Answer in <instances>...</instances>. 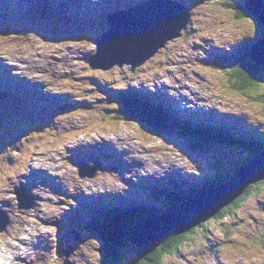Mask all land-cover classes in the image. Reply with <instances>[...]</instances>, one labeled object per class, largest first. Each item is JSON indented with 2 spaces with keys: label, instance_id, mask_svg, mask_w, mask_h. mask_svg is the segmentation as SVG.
Listing matches in <instances>:
<instances>
[{
  "label": "rangeland",
  "instance_id": "rangeland-1",
  "mask_svg": "<svg viewBox=\"0 0 264 264\" xmlns=\"http://www.w3.org/2000/svg\"><path fill=\"white\" fill-rule=\"evenodd\" d=\"M96 1L69 0L72 5L86 8L94 7ZM192 1L189 4L190 7L185 2L191 15V20L189 19L184 29L185 31L183 30L181 35L174 39L175 41L168 42L165 48L161 49L158 54L150 59L151 61H147L133 72L126 65L123 67L115 65L108 70L91 69L87 60L89 55L84 62L75 57V51L83 52L86 46L89 48L87 49L88 51H91L92 47L96 49L94 36L102 32V22L98 20L101 15L99 12L91 10L93 11L92 16L87 14L82 17L80 22L68 20L70 24L63 19L55 27L47 24L34 27L27 23L34 19L33 12H31L23 16L27 26L26 29L21 30L23 26L21 23L3 25L0 31V54L2 57H7L16 62H22L18 59L19 57L27 58V60L24 59V65L27 64L25 68H27L26 72L29 75V79H33V75H36L33 66L37 62L39 67L46 66L49 59L48 53L50 52L57 58L55 59L57 64L52 72L47 71L45 67L40 68L41 74L39 76L51 86L47 85L45 88L56 86L49 79V76H54L59 77L63 84V89L58 90L59 92L67 91L68 93L74 92L77 94L75 100H70L77 107L68 104L64 106L66 108L62 113H58L56 109L48 106L51 109L49 113H42V109H40L38 114L34 115L29 110L31 101L25 100L24 104L17 109L12 108V106L18 107L20 105L17 99L10 106L0 102V167L8 172L6 177L4 176L3 182H10L12 179L19 182L22 179L31 178L30 175L27 177L26 174H23L24 171L30 170L32 172V168L42 162L45 157L47 158L43 163L52 165L53 160L50 157L52 156L54 143L57 144L56 148L63 147L61 149L62 153L70 159L76 151L83 148L81 141L84 138L96 140L97 135L101 133V135L105 133L107 138L112 141H107L106 144H116L112 146L115 147L113 149H110L106 144L100 149H96L95 161L100 162L103 165V169L96 170V178L88 180L86 179L88 177L87 174H81L82 170L79 169L78 165L76 166V163L78 164L83 159L72 160L68 165L65 163L68 167L73 166L76 168L68 169L74 174L70 175L73 177L72 181L68 182L69 179H67L63 186L66 188L65 192L72 191L73 180L75 181V190H78L81 184H84L89 189L101 184L107 186L113 181L115 182L111 187L113 191L117 192L122 189L125 192L123 197L130 199L122 197L123 199L120 200H112L113 196H109L105 204L124 201L129 203L130 207H133L140 200L142 203L158 207L159 203L149 199L147 193L149 189H152L151 187L160 186L161 182L166 178L175 182L190 179L191 176L199 177L201 174L199 170H203L210 163L219 166L220 169L236 167L238 164L239 167L245 165L251 159V156H249L250 151L244 147L236 145H225L223 147L206 143L203 144L206 148L196 151L191 148L192 141L188 138H180L175 134L158 135L151 131L150 128L145 127L142 122L129 119H124L125 121L120 122L114 119L115 116L120 115L116 103V98L119 99L117 94L119 88L117 86L133 85L136 90L139 87L143 90L152 91L158 103L169 104L174 112L180 115L187 114L191 116L193 113L207 115L211 110L239 114L242 120L237 122L238 125H246L247 130H253V125H255V128L263 133L257 135L264 138L263 107L259 101L253 99L256 96V92H251L252 101H250V95L240 94L236 90L230 89L231 84L228 83L215 63L209 59L208 52L211 49L215 51L221 47L231 46L233 43L247 37H254L258 31H261V26L257 24L256 17L249 9L247 11L250 13H246L247 16L244 18L239 19L236 17V10H238L236 4L243 6L245 4L244 0L242 2L238 0ZM232 8H235V10ZM82 11L80 9L77 12L85 13ZM17 25H21L19 30L16 29ZM14 28L18 30V33H16ZM60 28L63 31L60 32ZM17 34H19L17 38L11 36ZM259 35L258 33L256 36ZM73 46L75 51L69 53V50H73ZM54 49L57 50L56 55L53 52ZM114 49L118 50L119 44ZM262 51H264V47H260L258 53ZM121 54H124V52ZM59 62L62 63L63 67ZM19 67L22 71L25 70L23 65H19ZM78 68L83 69L81 72L82 78L90 79L87 84H82V88L78 87L77 83L66 81L63 75V71L68 70L77 72L79 76ZM18 69L16 70L19 71L20 69ZM16 70L10 69L12 73H16ZM20 73L18 75L20 76V82H22V78H26V76ZM131 74L133 75L131 76ZM130 81L132 84H129ZM113 85H115V88L109 87ZM77 88L80 90L79 94ZM55 90H57V87H55ZM263 90L264 85L260 91ZM7 93L8 91L0 89L1 95ZM31 98L34 102V107L39 108V100L36 99V96H31ZM85 103H93V105L89 106L86 104L85 106ZM81 104L84 107L79 108ZM147 107L156 115H161L156 108L154 110L152 107ZM6 108L8 109L3 110ZM103 111H106L107 115H104ZM103 115L105 116V122L100 123L99 119ZM50 118H55L56 125L55 123L52 125L47 124V120ZM258 121L260 123L257 124ZM83 123L88 124L86 128H83ZM70 129L72 133L64 138L65 132L62 130L69 131ZM5 137H8L9 140H20L23 144L22 151L24 153L17 150L21 148V145L17 142L15 144L16 147H13L16 150H13L10 145H4L3 140ZM74 139L76 140L74 141ZM28 145H33L34 148L28 150ZM70 146L73 147L72 151ZM20 152L22 153L21 157L19 155ZM115 152L120 156V159L117 158ZM6 153L7 156L1 159ZM38 153H40L39 157H43V159L32 158L30 160L31 165H29L28 158L32 155H38ZM142 154H144V158L141 157ZM122 157L126 164L122 163ZM5 160H7L8 164ZM54 162L58 164L54 166L56 170L65 167L61 165L62 162L58 159ZM89 163L94 164V161H89ZM211 170L216 173V176L220 174L218 168L217 170L213 168ZM234 170L233 168L228 169L227 173L221 177L231 175L230 173ZM10 172L13 174L10 175ZM187 173L191 174L187 175ZM131 175L137 176L130 179L132 185L130 189L138 187L134 195L133 192L126 189L128 185L126 177ZM151 175H154V177H151ZM0 177H2L1 171ZM249 188L245 196V202L241 207L234 211L228 210L218 220L208 219L205 221L207 224L204 228H200L199 225L194 226L190 233H186L187 239L181 244L179 253L166 256L164 264H194L195 261V264H203L201 260L205 262L204 264H213L209 255L210 252H214L218 257L224 259L225 264H264V232L263 234L261 233L264 230V180L253 184ZM30 192L35 195L33 190H30ZM82 193L84 191L78 194ZM103 195L107 197V194ZM184 195H188V192L185 191ZM12 196L15 197L16 195L13 194ZM56 196L64 200V203L60 204L64 206L62 212H74V218L77 222L90 217L91 213L89 210L95 208L105 198L98 196L86 200L83 197L84 200L75 201L72 199L71 201L70 198L60 193L56 194ZM116 196L118 197V195ZM178 196L182 197L183 194L180 193ZM187 200L181 199L177 200V202L172 200L169 204L177 207L182 204L179 201L185 202ZM76 202L80 207L76 205ZM15 204L17 205L16 202ZM9 205L10 202L3 204L0 201V207L6 208L5 206H7L8 209ZM84 206L87 207L82 209ZM71 207L73 208L71 209ZM9 218L11 224L9 226L7 224L5 231L9 230L10 226L17 222H19L18 226L26 223L21 218H14L10 215ZM40 223L39 219L33 220L31 222L32 229L36 228ZM43 225V230L48 232L49 227L55 238L58 229L57 224L54 223L52 225L50 221L46 224V227ZM73 228V225H71L64 244V248L67 246L74 248L70 255V260L73 264H93L96 261L98 262L100 258L98 254L100 247L98 246V238L79 230L74 231ZM2 234L0 233V235ZM189 234L193 238L189 239ZM74 238L78 239L76 240L77 242H74ZM5 239L0 237L1 248L5 244ZM134 248L138 249L139 247H134L132 244L126 247L127 252L122 260L123 263H127L135 255ZM200 249L202 252L198 251ZM49 252L48 259L46 255L41 264H59L62 259H67V257L64 259L63 256L60 257L58 255L56 245L53 248L50 246ZM10 255L12 256L11 253ZM180 255L184 258L183 260L181 257H177Z\"/></svg>",
  "mask_w": 264,
  "mask_h": 264
},
{
  "label": "water",
  "instance_id": "water-1",
  "mask_svg": "<svg viewBox=\"0 0 264 264\" xmlns=\"http://www.w3.org/2000/svg\"><path fill=\"white\" fill-rule=\"evenodd\" d=\"M128 12V9L120 10L116 13L115 18L108 19L109 29L96 39L97 50L88 59L92 69L108 70L115 65L121 67L124 64H130L131 69H134L154 56L169 40L179 37L180 32L186 28L189 22L186 9L182 6H165L158 3V5L144 10L138 9L130 16H128ZM260 18L264 22L263 17L260 16ZM118 44L119 49L115 50L114 47ZM257 44L250 51L255 50L252 57L264 70V51L258 53L260 47H264V37H262V41H257ZM122 52L124 54H121ZM136 111L132 110L130 106H126L125 112L130 117L138 118L157 127H167L163 121L153 119L152 114H144L139 108ZM263 178L264 158H254L231 177L226 183L227 187L216 186L206 192V194L210 193L209 195L199 196L190 202L187 200V203L175 207L172 217L165 216V220L160 218L156 224L152 225L150 233L146 227L138 228L132 234H130L132 231H129V240L134 243L130 244L136 247L137 242L141 246H146L160 239L170 228L176 233L189 231L194 226L213 217L219 210L241 196L249 184H254ZM216 189L218 191L215 192ZM200 197L204 198L200 199ZM207 200L209 201L207 202ZM149 222L151 221H147V223ZM145 223L142 221L139 224L144 226ZM151 234L153 235L151 236Z\"/></svg>",
  "mask_w": 264,
  "mask_h": 264
},
{
  "label": "trees",
  "instance_id": "trees-1",
  "mask_svg": "<svg viewBox=\"0 0 264 264\" xmlns=\"http://www.w3.org/2000/svg\"><path fill=\"white\" fill-rule=\"evenodd\" d=\"M112 2L114 3V0ZM113 3L111 4L112 7L116 5ZM120 6L121 5H119L118 7ZM245 12H247L246 9L242 11L236 10V17H245ZM256 22L259 26H261V31H258V33L260 34L259 36H255L249 39V41L251 42H253L254 39L258 40L261 38V36H264V25L258 18ZM228 49L230 48H227V50ZM232 51L233 49L221 53H211L210 57L212 59L219 60V62L216 61L217 63H219L217 67L219 68V70H221L228 83L231 84L230 89L234 91L236 90L240 94L247 95H250L251 92H256V96H254L253 99L259 101L262 104V112L264 116V90L260 91L264 85V71L249 58L247 51L244 52L243 55L238 56L236 59H231L230 56ZM220 59H222V61H220ZM0 88H3L6 91L8 89L4 86ZM9 90L14 92L19 91L20 89L18 87H15V89L9 87ZM250 101H252L251 95ZM164 112L167 115V119L169 121L168 123L171 124L174 128H172V130L164 128H154L153 131H156V133L176 132L183 138H193L194 141L192 143V146L193 148H195V150H198L199 148L203 149V144L209 143L212 140L226 142L228 136L225 133H231L232 130H234V140L236 142L239 141V144H242L244 147H249L251 150H264V148H260L258 145H256L258 141L264 145V138L258 135L249 134L247 132L241 131L240 129L235 130L232 127L233 124L230 122V117L223 116L221 118L218 115L216 117V114L213 113V117H216L218 120L221 119L222 121L212 123L211 116H206L202 121L196 119L195 117H193L192 119L187 117L186 119L181 120L178 118L177 113H173L171 110H166ZM117 118L118 120L129 119V117L123 110L120 116L116 117V119ZM262 121H264V119H262ZM197 122H199V124ZM258 123H260V121H258L257 124ZM173 124H175V126ZM214 124H218L220 127H215ZM190 129L193 131H189ZM238 167L239 164L236 167H232L235 170L230 174L232 175L233 173H235ZM212 168L216 170L217 168L220 169L219 166H216L214 164H212ZM225 174L226 173H222L221 176ZM221 176L218 177L217 175V183H223L230 178V175L227 177ZM251 187L252 185L250 186V188ZM155 192L156 196H159L160 199L166 201L165 196H168L166 193V189H164L163 187H159V189ZM247 192L248 190L244 193V195ZM244 195L229 204L226 208L223 207L221 210H219V212L212 217V220H218L224 214H226L228 210L234 211L235 209L241 207L245 202ZM171 196H174V194H172ZM160 212L161 210L154 211L153 214L160 215ZM128 217L134 218L138 217V215L131 212L121 213L117 215L116 219L114 215H107L99 223H95L93 225L87 224L84 226V228L88 232L94 231V234H97L100 240V247L98 249L99 256L101 258L100 264H162L164 258L167 255L175 254V252L179 250L183 241L187 239V232L180 235L170 232L161 238V242L150 244L146 247H139L138 249L134 248L135 255L127 263H123L122 260L125 258V254L127 252L126 247L129 246V242L126 239L125 234L131 224L134 223L132 221L137 220H130ZM206 224L207 223L202 222L199 227L204 228ZM188 238L191 239L193 237L191 235H188Z\"/></svg>",
  "mask_w": 264,
  "mask_h": 264
},
{
  "label": "bare ground",
  "instance_id": "bare-ground-1",
  "mask_svg": "<svg viewBox=\"0 0 264 264\" xmlns=\"http://www.w3.org/2000/svg\"><path fill=\"white\" fill-rule=\"evenodd\" d=\"M14 1L13 0H11V3L12 4H14V5H16V3H13ZM182 7L183 8H185L186 9V12H187V14H188V17H189V19L191 20V15H190V13H189V10L187 9V7H186V4L185 3H182ZM6 14V13H5ZM7 15V14H6ZM10 18V17H9ZM12 21H13V23H18V21H17V19L15 18V17H12ZM64 21L65 22H67V23H69V21H68V17H64ZM70 24V23H69ZM191 28V27H190ZM16 29H18L19 30V25H17L16 26ZM18 30H16V33H18ZM61 31H63V29L62 28H60V32ZM18 35L19 34H17V35H11V36H13L14 38H17L18 37ZM257 41H262V38H260V39H258ZM87 49H89L87 46L84 48V50H83V52H81V51H75V49H74V46H73V50H69V53H71L72 51H75V57L76 58H78V59H80V60H82L83 62L86 60V58H87V56H88V58H90L91 56H93L94 55V53H93V51H95V47H92V49H91V51H88ZM85 50H87L86 52H85ZM229 50V49H228ZM54 53H55V55L57 54V50L56 49H54V51H53ZM91 53H93V54H91ZM91 54V55H90ZM48 55H49V59L47 60V65L46 66H40L39 67V65H38V62L36 63V65H34L33 66V68H34V70H35V73H36V76L34 77L35 78V82H37L38 84H39V86H41V83H40V80H41V76H39V74H41V67H45L46 69H47V71H50V72H52L53 70H54V68L56 67V61H55V59H57V58H55L54 57V55H52V54H50V52L48 53ZM8 59V62H9V64L11 65V67H12V69H15L16 70V67L17 68H19L20 69V67H19V65H24V58L23 57H19L18 59L20 60V61H22V62H17V63H15V61H13V60H11V59H9V58H7ZM59 64L62 66V63L61 62H59ZM126 65V64H125ZM124 66V65H123ZM123 66H121V67H123ZM127 66V65H126ZM63 67V66H62ZM120 68V67H119ZM21 70V69H20ZM82 70L83 69H81V68H78V71H79V76H78V73L77 72H73V71H68V70H64L63 71V75H64V78H66L69 82H71V83H77V86L78 87H80V88H82V84H87V82L88 81H90V79H88V78H82ZM24 72V71H23ZM24 73H26V72H24ZM72 73H75V74H72ZM49 79H50V81L52 82V83H54L56 86L55 87H57V90H62L63 88V84H62V82H61V80H60V78L59 77H54V76H49ZM49 86V87H51L48 83H47V81L45 80V81H42V87L43 88H45V86ZM94 86H96V85H94ZM55 87H53V88H55ZM110 88H115V85H113V86H109ZM78 89V88H77ZM88 89V88H87ZM62 92H64V93H66L71 99H76V93H68L67 91H62ZM79 92H80V90L78 89V94H79ZM31 96H33V97H35V95L34 94H31ZM119 99H121V96H119ZM73 104V106L75 107H77V105L74 103V102H72ZM94 103V102H93ZM93 103H85V106H86V104L87 105H93ZM75 104V105H74ZM148 105V104H147ZM149 106V105H148ZM80 107H84L83 106V104H81L80 106H79V108ZM150 107V106H149ZM73 108V107H72ZM156 109H158V107H156ZM140 110L145 114V113H149L150 111H147V109H145V108H141L140 107ZM65 111V110H64ZM63 111V112H64ZM161 113V112H160ZM158 115V114H157ZM163 114H161L160 116L161 117H163L164 118V116H162ZM118 116H120V115H117V116H115V120H116V117H118ZM166 119V118H165ZM124 120V119H123ZM120 122H121V120H119ZM166 121H168V120H166ZM87 123L85 124V123H83V128H86L87 127ZM93 126V125H92ZM42 130V129H41ZM83 130V129H82ZM104 133V132H103ZM102 134V133H101ZM101 134H99V135H97V138H96V140H92V139H88V138H84L82 141H81V145L83 146V148L85 147V148H89V149H91V148H95V149H100L101 147H103L104 146V144H106V142L107 141H109V142H112L109 138H107V136L105 135V133H104V135H101ZM106 140L105 142H104V140ZM259 142V141H258ZM96 144H99V145H96ZM114 144L115 143H113V145H109V144H106V145H108L109 147H112V146H114ZM105 145V146H106ZM116 145V144H115ZM113 148H115V147H113ZM70 149H71V151L73 150V147L72 146H70ZM77 152V151H76ZM75 152V153H76ZM75 155V154H74ZM38 156H40V153H38ZM74 157V156H73ZM73 157H71V158H73ZM141 157L142 158H144V154H142L141 155ZM47 157H45L44 158V160L46 159ZM140 158V157H139ZM40 159H43V157L42 158H40ZM43 160V161H44ZM42 161V162H43ZM89 161H91V160H89ZM33 169V171L36 173V175L38 176V177H36L35 178V181H34V183L35 184H38L39 183V181H40V179H41V181H43L44 183H46V184H51V186H52V188H53V190L54 189H60V190H65L66 188L65 187H63L64 185H65V183H66V181H67V179H69L68 180V182H71L72 181V178L73 177H71L70 175H72V174H74V173H72V172H70V171H68V169H64V168H61V169H58L57 170V174H53L52 172H50V171H47V170H45L44 168H41V167H39V166H37V167H34V168H32ZM30 172V170L29 171H27V172H25L24 171V173L23 174H26V176L28 177L29 176V173ZM27 173H29V174H27ZM6 176V175H5ZM15 176V175H14ZM68 176H70V177H68ZM74 177H76V175H74ZM28 180V179H27ZM27 180H25V179H22V180H20L19 182H17V181H15V179L13 180H11L10 182L8 181V182H3L4 181V175L2 174V177H0V186L3 188V190L2 189H0V201H2L3 202V204H5V202H10V205L8 206L9 208V210H10V216H12V217H14V218H21L24 222H27L28 221V213H26V212H21L22 211V209H20L18 206H16L14 203H13V201H12V199H14V198H12L11 197V194H9L8 195V193H13L12 192V190L14 189L15 190V187L17 186V185H20V184H23V183H25ZM59 180H61V181H59ZM128 182V180L126 181V183ZM6 186H7V189H6ZM9 190V191H8ZM85 192V191H84ZM117 192H122V189H119ZM125 193V192H124ZM8 197L9 198H11V200H7L8 199ZM127 199H130V198H127ZM128 205H129V203H128ZM47 207V208H50V210L49 211H51V213L49 214L50 216L51 215H54V216H56V215H58V209H59V203H57V202H54V201H52L51 200V198L50 197H46V201H42V202H40L38 205H37V210L40 208V207ZM131 205H129V207H130ZM6 208H4V207H0V208H4V209H7V206H5ZM39 207V208H38ZM73 207H71V209H72ZM130 208H132V209H136L137 207H135V206H133V207H130ZM41 210H44V211H41L40 213V215H41V217H46V215H47V209L46 208H43V209H41ZM81 210V209H80ZM60 214V213H59ZM3 219L4 220H6L4 217H3ZM7 219H8V216H7ZM53 221L55 220V219H52ZM56 221V220H55ZM16 225H19V222H17V223H15ZM13 227H14V225H12V226H10V229H9V232H11L12 230H13ZM31 234V233H30ZM10 250H12V248L10 249ZM201 250V249H200ZM64 258V257H63ZM24 260L26 261V263L27 264H36L33 260H30V259H25L24 258ZM63 260V259H62Z\"/></svg>",
  "mask_w": 264,
  "mask_h": 264
},
{
  "label": "clouds",
  "instance_id": "clouds-1",
  "mask_svg": "<svg viewBox=\"0 0 264 264\" xmlns=\"http://www.w3.org/2000/svg\"><path fill=\"white\" fill-rule=\"evenodd\" d=\"M160 50V49H159Z\"/></svg>",
  "mask_w": 264,
  "mask_h": 264
}]
</instances>
